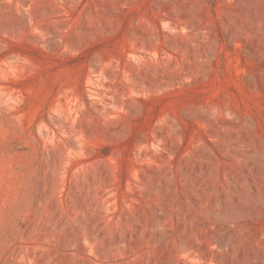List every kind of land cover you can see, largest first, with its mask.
<instances>
[{
  "label": "rangeland",
  "instance_id": "1",
  "mask_svg": "<svg viewBox=\"0 0 264 264\" xmlns=\"http://www.w3.org/2000/svg\"><path fill=\"white\" fill-rule=\"evenodd\" d=\"M0 264H264V0H0Z\"/></svg>",
  "mask_w": 264,
  "mask_h": 264
}]
</instances>
